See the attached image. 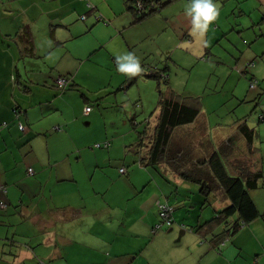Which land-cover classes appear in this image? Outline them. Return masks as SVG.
Returning a JSON list of instances; mask_svg holds the SVG:
<instances>
[{"label":"rangeland","instance_id":"obj_1","mask_svg":"<svg viewBox=\"0 0 264 264\" xmlns=\"http://www.w3.org/2000/svg\"><path fill=\"white\" fill-rule=\"evenodd\" d=\"M126 2L128 0H0V143L2 132L6 130L1 126L4 116L7 117L12 104L14 106V93L5 80L16 76L18 67L20 73L30 75L36 83L40 80L51 84L58 78V71L53 72L50 67L57 63V70L71 71L89 97L84 105L94 110L87 121L73 125L80 160L73 166L64 164L67 177H75L77 193L92 199L99 197L103 202L101 206L112 214L128 213L129 222L124 230L130 231L134 227L148 226L152 207L158 223H162L157 214V202L166 203L167 199L182 195L180 199L187 201V207L175 210V223L171 227L197 228L196 215H201L203 225L213 217L211 199L203 205L204 195L197 184L191 185L194 190L181 189L178 193L173 178L174 183L153 168L143 167L136 152L141 148L145 154L149 151L148 136L160 114V91L166 93L169 86L200 109L196 122L182 129L193 130L200 123H206L207 136L220 143L233 139L238 124L246 120L257 130L256 160L264 169V121H260L264 115V25L260 23V14L255 12L254 0H214L219 5V15L203 34L191 29L190 18L185 14L189 0H174L136 25ZM52 9L53 13H49ZM52 20L56 24L54 38L50 35ZM25 30L33 35L34 57L20 51L23 44L17 33ZM129 52L140 59L143 71L139 75L128 76L117 70L116 57ZM252 62L255 65H251ZM24 66L32 73H26ZM165 66L169 67L168 85L146 75L154 68ZM41 68L43 73H39ZM51 74L53 79H50ZM251 78H255L258 86H251ZM13 79L10 84H14ZM42 88L33 85V91L40 90L38 94ZM18 91L15 94H19ZM72 93L82 100L77 92ZM78 97L69 99L65 106L64 115L69 120L82 117ZM237 137L242 139L238 134ZM107 141L112 143L109 150L94 148ZM180 145L184 148L185 143ZM238 146L243 158L245 146L241 143ZM121 168H126L129 175L122 174ZM35 174L32 170L29 176ZM187 195L196 198L190 200ZM252 195L260 214L264 215V187L254 190ZM110 199L114 202L109 208L106 202ZM176 204V200H171L172 207ZM194 206L197 214L192 216L189 211ZM136 213L145 215L136 216ZM225 228L223 223L216 224L214 231L218 233ZM169 229L164 228L167 232ZM194 236L199 235L187 237L183 242L173 240L172 255L160 258L159 264H209L206 248L197 246ZM225 239L222 252L230 264H264L263 217ZM207 241L202 237L200 244ZM135 257L131 256L129 261ZM39 259L48 264V258L43 255ZM133 262L143 264L141 260ZM213 263L221 264L216 258Z\"/></svg>","mask_w":264,"mask_h":264},{"label":"trees","instance_id":"obj_2","mask_svg":"<svg viewBox=\"0 0 264 264\" xmlns=\"http://www.w3.org/2000/svg\"><path fill=\"white\" fill-rule=\"evenodd\" d=\"M173 1L174 0H166L165 2H162V0H128V3L126 2L125 4L127 10L133 13V25H136L156 12H159L160 9L168 6ZM49 13H53V9L49 11ZM260 16V23L264 25V9L263 11L261 10ZM99 19H101L100 16ZM50 23L52 26L50 35L54 38V26H56V24H54V20L50 21ZM19 32L17 36L23 44L21 45L23 51H20L24 52V54L28 53L26 55L28 57H34L35 46L32 38L33 35L27 30L23 33H21V31ZM56 64L54 67H50V69L53 72L55 70L58 71L56 72L58 73V78L55 80L53 79L51 84L46 82L42 83L43 81L40 80L39 83H36L34 81L35 79H30V75L25 74L24 76L20 73L18 67L15 69L16 76L13 75L14 79L13 76L11 78V80H14V84L12 82L10 84V79L5 80L9 87L11 86L14 93L12 94L11 91L9 94L10 97L12 94L14 106L12 104V110H10V113L8 112L11 119L8 121L6 120L1 126L7 130L16 128L21 136H24L26 132L28 133L29 129L32 130V132L34 131L37 134L36 137L30 133L25 135V138L28 136L27 142L31 139L32 141H36L39 139V136H44L47 141H50V149H56L55 151H57L58 157L63 159L62 161L64 164L73 166L75 161L78 162L80 160V150L79 147H77L76 137L73 134V125L77 121L80 123L87 121L86 118H90L94 110L92 106L84 105L85 102H89V97L81 90V87H79L75 78H73L71 71L69 70L66 72V70H62L61 72V70L56 69ZM251 65H255L254 62H252ZM25 70L26 73H32V70H29L28 67L25 69L24 66V71ZM43 70L44 69L41 68L39 73H43ZM12 71L13 70L10 72ZM168 71L169 67L165 66L161 69L154 68L153 71L146 73V75L149 78L162 80L168 85L169 77L166 75ZM52 74L51 78L53 76ZM34 83L35 86L39 85L40 88L43 87L46 91H44L43 88L40 94H38L40 90L33 91ZM250 83L252 87L258 86V82L255 78H251ZM15 91L20 93L15 94ZM50 91L55 92L53 98L54 100L58 99L59 104L52 105L51 99L49 98L50 95L46 96V94H50ZM73 91L77 92L82 100L74 95L72 93ZM73 97H78L80 101L82 113L80 116L82 117L69 120V118L65 117L64 110L65 106L69 103V99ZM186 99L189 98L178 95L169 86L166 93L160 91V114L155 128L148 136L151 144L148 149L149 151L145 154L141 148L140 151L136 153L139 155L140 164L143 167L153 168L164 179L171 182L174 181L175 183H173L177 185L176 190L178 193L181 189L185 191L194 190L193 186H191L192 184L199 185L200 192L204 195V199L202 198L203 205L212 201L210 205L213 207V217H211L212 219L209 221L207 220L203 225L200 219L201 215L197 216V209H194L195 206L192 207V211L189 212L192 216L196 215V225L198 227H194L190 229V231L208 240L212 244V248L215 251L219 250L221 253L222 245L226 240L225 238L232 237L241 230V228L253 223L258 218H264V215L260 214L252 195L254 190L264 187V169L262 164H259V160H256L257 148L254 146L258 133L254 127L248 125L246 120L238 124L237 127V134L242 138L241 140H238L237 134H235L233 139H225L220 143H215L207 136L206 123H200L193 130L182 129L181 127L196 122L200 115V109L196 105L186 102ZM61 100H64V102ZM34 107L39 110L38 114L40 119L37 120V123H41L39 127H41L40 130H44L43 132L35 131L34 127H32L33 124L31 121L34 117L32 109ZM87 109H90V111L87 112ZM49 117H54L53 129L44 128V126L47 125L43 123H48ZM60 120L61 123L59 122ZM260 121H264V115L261 116ZM52 133H54V137ZM144 140L140 143L141 146ZM57 142H62L61 146H59ZM182 142L185 143L184 148H181L182 145H180V143ZM51 143L54 146H52ZM239 143L245 146L242 152L243 158H240V152L237 150ZM111 146V141H107L105 143L96 144L94 148L109 150ZM32 170H35L32 166L27 167L26 176H29ZM120 172L124 175H129V171L126 168H121ZM36 174L34 177H36ZM168 175L171 176V178H168ZM172 178L173 181L171 180ZM9 185L10 184L0 187V192L4 195V197L0 198V210L5 211L6 209L14 208V212L18 215L16 210L21 207L20 210L24 211L27 205H24L21 199L17 204H14L13 201L10 200L7 201V197H10L8 196L10 194V192L8 193ZM40 191L43 192V187L40 188ZM22 192H24L23 188L21 194ZM33 193L32 191V195ZM181 196L182 195L171 197L169 199L170 202L168 199L166 203L157 202V214L161 217L162 223H158L157 220L151 230L152 235L164 230L165 226L170 227V229L172 228L171 226L175 223V210L187 207V201H182V199H180ZM187 197L189 199L196 198L195 196L190 197L189 195H187ZM171 200L174 202L176 200L177 204L175 207L170 205ZM31 204L32 202H28L29 206ZM221 223H223L226 228L222 229L221 232H215V225ZM14 227L18 232L19 227L17 225L9 228L13 230ZM22 229H24V224L21 230ZM181 229H186V227L183 225ZM18 237L23 241L21 244L26 245L27 242H32L29 237H20L19 235ZM38 264L44 263L39 259ZM48 264L51 263L48 262Z\"/></svg>","mask_w":264,"mask_h":264},{"label":"crops","instance_id":"obj_3","mask_svg":"<svg viewBox=\"0 0 264 264\" xmlns=\"http://www.w3.org/2000/svg\"><path fill=\"white\" fill-rule=\"evenodd\" d=\"M254 1L255 12L260 14L264 9V0ZM54 93L50 91L46 94L50 95L53 106L59 104V100L53 98ZM38 111L33 110L31 123L35 131L43 132L39 127L41 123H37L40 119ZM10 117L9 114L4 116L3 122ZM43 124L47 125L45 129H53L54 117H49L48 123ZM29 133L34 137L37 135L29 129L21 136L15 128L3 130L1 136L0 187L10 184L7 201L17 204L21 199L27 206L24 211L19 207L16 210L18 215L14 208L0 210V240H3L0 242V264H38L40 255L48 258L51 264H135V260H141L143 264H159L160 258L172 255L173 240L177 238L183 242L198 235L180 227L152 235L151 230L157 222L153 207L147 227L124 230L129 214H112L101 206L103 202L99 201V197L92 199L77 193L75 177H67L63 159L58 157L56 149H50V141L41 135L38 140L27 142L28 136L25 138V135ZM29 166L36 170V177L26 176ZM22 188L24 192L21 194ZM2 197L4 195L0 192ZM28 202H32L31 208ZM113 202L111 199L107 201V207L110 208ZM15 224L19 227L18 232L15 227L9 229ZM23 224L24 229L21 230ZM18 235L29 237L32 242L21 244L23 241ZM201 238L200 235L194 236L196 245L206 248L205 256H210L209 264H214L213 258L221 264H230L223 256L225 254H218L209 241L200 244ZM131 256L136 257L130 262Z\"/></svg>","mask_w":264,"mask_h":264},{"label":"clouds","instance_id":"obj_4","mask_svg":"<svg viewBox=\"0 0 264 264\" xmlns=\"http://www.w3.org/2000/svg\"><path fill=\"white\" fill-rule=\"evenodd\" d=\"M185 14L190 18L192 31L203 34L217 19L219 5L214 0H189ZM116 65L120 73L128 76H136L143 71L139 57L131 52L117 56Z\"/></svg>","mask_w":264,"mask_h":264},{"label":"built area","instance_id":"obj_5","mask_svg":"<svg viewBox=\"0 0 264 264\" xmlns=\"http://www.w3.org/2000/svg\"><path fill=\"white\" fill-rule=\"evenodd\" d=\"M90 111V109H87V112H89Z\"/></svg>","mask_w":264,"mask_h":264}]
</instances>
